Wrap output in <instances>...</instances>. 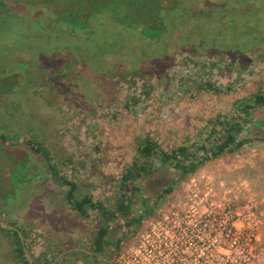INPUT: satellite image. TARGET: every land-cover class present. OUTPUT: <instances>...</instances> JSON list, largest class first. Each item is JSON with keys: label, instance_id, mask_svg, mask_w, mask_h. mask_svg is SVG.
Returning a JSON list of instances; mask_svg holds the SVG:
<instances>
[{"label": "rangeland", "instance_id": "obj_1", "mask_svg": "<svg viewBox=\"0 0 264 264\" xmlns=\"http://www.w3.org/2000/svg\"><path fill=\"white\" fill-rule=\"evenodd\" d=\"M11 1L15 6L19 0ZM135 1L149 7L148 13H159L158 29L169 25L164 44L154 50L108 14L116 4L121 17L124 0H24V7L0 17V218L4 211L17 215L35 264H114L118 242L122 261L152 218L129 227L125 219L112 223L106 251L96 253L99 214L91 210L84 219L71 209L67 189L29 141L41 143L42 153L50 151L60 174L78 184V198L90 194L112 208L116 184L138 157L142 139L150 137L167 151L201 143L212 120L237 112L239 100L264 92V0ZM66 7L72 17L92 23V32L88 26L65 34L70 17L60 32L45 28L47 22L58 23L56 13ZM195 21L204 29L197 31ZM88 34L90 40L81 45ZM66 39L71 47L64 49ZM203 39L206 44L199 42ZM205 80L222 89H201ZM254 114L263 119L261 110ZM247 130L251 143L198 170L213 172L228 185L241 180L242 238H254L246 228L257 231L254 264H264V126L250 123ZM19 164L27 170L18 173ZM171 172L158 167L147 182L138 183L154 202L173 187L157 202L156 213L183 199L187 179L181 181L179 174L174 179ZM139 206L136 200L127 221L137 217ZM14 242L9 232L1 233L0 264H22Z\"/></svg>", "mask_w": 264, "mask_h": 264}, {"label": "trees", "instance_id": "obj_2", "mask_svg": "<svg viewBox=\"0 0 264 264\" xmlns=\"http://www.w3.org/2000/svg\"><path fill=\"white\" fill-rule=\"evenodd\" d=\"M23 1L24 0H19L17 1L16 5L13 6V2L11 0H0V17L6 15L5 12H7V16L12 14L11 11L13 10V8L24 7ZM109 7L110 8H108V10H111L112 13L108 11V14L117 17V22L119 25H121L120 28H123L124 31H128L127 28L135 30L143 44L146 47H149V50H154L155 47H158L160 45V43L164 44V37L168 31L169 25L167 29L164 30L160 28L158 29L156 27L157 22L155 20V17L159 16L158 12L148 13L149 7L138 4L135 0H124L121 6V17L118 16V8L116 4L110 5ZM152 7H155L157 10L161 8L158 4H155V6L153 5ZM71 12V9L67 7L65 8V12L57 11L56 14L58 15V23L55 24L51 21L47 22L45 28L47 27L51 32H60V28H62V21H66V18L70 17L71 19L67 20L68 24H66L65 26V34H68L70 31H73L75 33L77 32L76 30H85L88 28V26L90 27V30L92 32V23H87L76 16L72 17L74 15H71ZM50 24L53 25L52 28L50 27ZM183 24L186 25V23ZM199 25L200 23L198 22L195 25V29L197 31L201 28L204 29L203 26L199 27ZM223 26L225 27L226 24ZM24 30L26 33L28 32V23L24 25ZM204 32L208 34L206 31ZM80 39L81 40L79 41L81 45H85L88 43V40H90V35L88 34V36H83ZM204 39L206 38L204 37ZM204 39L200 40L199 42H201L202 44H206V41ZM129 41L131 47H136L137 43L134 38H132V36L130 37ZM69 43L70 42L68 41V39H66V46L64 47V49L71 47ZM58 49H63V47H60ZM236 51L237 53H241V51L243 50L236 49ZM51 65H55V63H51ZM201 89H214L216 92H220V89H222V87H218L217 83H214L211 80H205ZM228 91H230V87L228 88ZM237 107V112L233 111V114L222 115L217 117L216 120H212L209 123V126H211L212 129L210 130L208 138L201 143H183L173 148L172 150L167 151L162 149L159 142L150 137L142 139L138 147V157L134 161L131 168L123 174L121 180L116 184V188L118 190L116 196L114 197L115 204L112 208L106 206L102 202H95L93 199V195L90 194L82 198H78V184L60 174L57 166L52 162L50 151H48L47 153H42V150L44 148L38 141H29V145L35 153L41 154V156L44 157L47 163V169L59 182L58 184L67 189V202L73 211H75L80 217L84 219H89L91 217V210L99 214L102 226L95 234L93 250L96 253H104L108 246L107 238H110V234L112 232V223H115L119 219H125V226L129 227L136 222L142 223L145 220V216L148 219L153 218L158 214L155 211V206H157L158 204L157 202H159L160 199L164 196H169L170 194H172L173 187L168 186L163 190V192L157 198L156 202H154V199L149 194H147L146 196L142 195V190L141 187L138 186V183L143 184L147 182L153 176L155 169L159 167L167 171H169L170 169L174 170L173 173L171 172L172 176H174V179L175 176L179 174L180 178H182L181 181H185L202 165H204L205 162L220 159L228 154H236L245 145L252 142L253 139L250 136H247V126L250 123H256V121H258V125L264 126V92L259 90L255 95H252L251 97L245 98L243 100H239L237 103ZM258 110H261L263 112V119H261V121L256 120V117L254 118V112ZM3 139L5 140V136H3ZM262 141H264V137ZM17 167L19 170L18 173H21L20 171H23L25 169L27 170V166H22V164H19V166ZM136 200H140V212H135L136 214H134L137 217L127 221V218L131 217L134 210L136 209ZM0 227L15 237L14 245L16 248V252L18 253V257L21 259L22 264H29L24 254L22 241L19 237L18 232L9 230L1 224ZM20 230L22 231L25 243L27 244L26 232L22 229ZM121 251L122 246L118 242L116 251L117 257L120 255ZM42 264H47V262ZM114 264H116V261L114 262Z\"/></svg>", "mask_w": 264, "mask_h": 264}, {"label": "built area", "instance_id": "obj_3", "mask_svg": "<svg viewBox=\"0 0 264 264\" xmlns=\"http://www.w3.org/2000/svg\"><path fill=\"white\" fill-rule=\"evenodd\" d=\"M217 178L207 171L192 174L183 199L153 217L116 264H254L257 231L246 228L254 238L241 234V180L228 185Z\"/></svg>", "mask_w": 264, "mask_h": 264}, {"label": "water", "instance_id": "obj_4", "mask_svg": "<svg viewBox=\"0 0 264 264\" xmlns=\"http://www.w3.org/2000/svg\"><path fill=\"white\" fill-rule=\"evenodd\" d=\"M0 224L3 225L4 227H6V228L9 229V230H14V231L18 232L19 237H20V239H21V241H22L24 254H25L26 258H27L28 263H29V264H35L34 259H33L32 256L30 255V253H29V251H28V248H27V246H26L25 239H24V236H23L22 231H21L19 228H17V227H14V226H11V225L7 224V223L4 222L3 220H0Z\"/></svg>", "mask_w": 264, "mask_h": 264}, {"label": "crops", "instance_id": "obj_5", "mask_svg": "<svg viewBox=\"0 0 264 264\" xmlns=\"http://www.w3.org/2000/svg\"><path fill=\"white\" fill-rule=\"evenodd\" d=\"M255 115V114H254ZM256 116H254V118H255ZM256 120H258V119H256ZM254 124H256V125H258V121H256V123L255 122H253ZM253 123H251V124H253ZM3 214V216L0 218V220H5V218H9L10 219V221H12L11 223H9L11 226H14V227H17V228H19L18 227V224H17V215H15L14 213H7L6 215H5V211L2 213ZM3 217H5V218H3ZM6 228V227H5ZM5 230H3L2 228H0V235H1V233H3ZM7 232V231H6Z\"/></svg>", "mask_w": 264, "mask_h": 264}]
</instances>
